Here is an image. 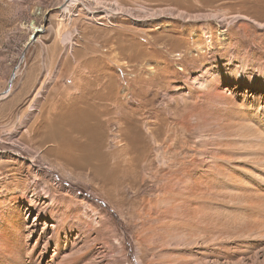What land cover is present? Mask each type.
I'll return each instance as SVG.
<instances>
[{
	"label": "rangeland",
	"instance_id": "374dc122",
	"mask_svg": "<svg viewBox=\"0 0 264 264\" xmlns=\"http://www.w3.org/2000/svg\"><path fill=\"white\" fill-rule=\"evenodd\" d=\"M66 1L0 0V264H264V90L201 88L264 0Z\"/></svg>",
	"mask_w": 264,
	"mask_h": 264
},
{
	"label": "bare ground",
	"instance_id": "6f19581e",
	"mask_svg": "<svg viewBox=\"0 0 264 264\" xmlns=\"http://www.w3.org/2000/svg\"><path fill=\"white\" fill-rule=\"evenodd\" d=\"M68 1V0H67ZM65 2L61 7L62 12H67L68 8L76 1V0H69L68 2ZM181 2V1H178ZM38 28H33V33L38 32ZM208 35H206V38L208 39ZM249 64L247 60H244L241 64V70H238L236 68H230L228 65L223 67L222 71H220L219 68L213 70L208 77H206L203 80V84H201V88L203 90H206V93H208L212 97H216V94L218 93L219 84L222 83L223 79H234L237 83H241L244 80L249 82L250 84L256 83V85L264 90V65H262L257 73H252V75L248 74ZM256 74V75H255ZM254 76V77H253ZM204 90V91H205ZM207 95V94H206ZM208 95V96H209ZM213 99V98H212Z\"/></svg>",
	"mask_w": 264,
	"mask_h": 264
},
{
	"label": "water",
	"instance_id": "95a60500",
	"mask_svg": "<svg viewBox=\"0 0 264 264\" xmlns=\"http://www.w3.org/2000/svg\"><path fill=\"white\" fill-rule=\"evenodd\" d=\"M35 41V34H33L30 38V40L28 41V43L26 44V47L29 46L31 43H33ZM23 55V54H22ZM16 69L14 68L13 71L11 72L10 78H9V82H8V88L3 91L0 95L4 94L7 92V90L9 89L11 83H12V79L15 77L16 73H15Z\"/></svg>",
	"mask_w": 264,
	"mask_h": 264
}]
</instances>
